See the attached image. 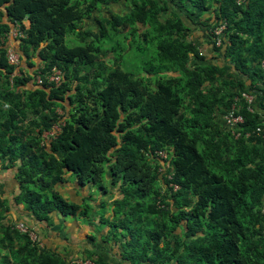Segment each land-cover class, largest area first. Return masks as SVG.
Segmentation results:
<instances>
[{"label": "trees", "instance_id": "16d2710c", "mask_svg": "<svg viewBox=\"0 0 264 264\" xmlns=\"http://www.w3.org/2000/svg\"><path fill=\"white\" fill-rule=\"evenodd\" d=\"M110 1L0 0V160L17 163L12 202L39 220L52 212L75 220L98 187L110 207L100 249L111 238L119 250L105 256L88 234L83 258L94 264H264V0H191L190 8L182 0H130L126 13L105 16L101 4ZM181 13L203 28L218 63L189 38ZM90 16L95 28L82 23ZM16 24L24 35L14 65L6 62L5 33ZM125 28V42L102 48ZM68 34L82 44L67 46ZM135 37L138 50L156 46L138 67L145 75L120 69V51ZM106 51H114L109 64L99 56ZM36 60L46 74L59 68L61 81L36 83L28 68ZM244 91L254 93L251 103ZM235 96L244 118L237 137L222 118ZM58 120L55 136H41ZM256 126L259 133L243 135ZM65 175L92 184L80 205L58 193ZM8 208L0 200V264H77L16 229L20 218L3 222Z\"/></svg>", "mask_w": 264, "mask_h": 264}, {"label": "rangeland", "instance_id": "374dc122", "mask_svg": "<svg viewBox=\"0 0 264 264\" xmlns=\"http://www.w3.org/2000/svg\"><path fill=\"white\" fill-rule=\"evenodd\" d=\"M187 1L189 3H187ZM182 2H184V4L190 8V2H191V0H182ZM113 4L114 3H112L111 5H113ZM116 5L118 6V2H116ZM130 6H131V4L128 5V7H130ZM170 7L171 6H169V8ZM187 12H188L187 9H185L184 10V13L187 14ZM169 13L170 12H168V14ZM102 14L106 16V14H107L106 10L103 11ZM190 15L195 19V21L197 20V18H196L195 15H193V14H190ZM203 16L204 17H207V13L200 14V17L201 18H204ZM84 21H86V20L84 19ZM83 24L85 26H90V27H94V28L96 27L93 20H91L90 23H86L85 22ZM188 25L190 27V31H188L189 36L191 35L195 39L198 38L200 40L199 35L202 34V33L200 34V29H201L200 26L197 25V24H195V23H190V22H188ZM143 29H144V27L141 26V25H139V29H138L139 31L138 32L142 31ZM127 33H128V28L122 29V33L120 35L113 33L109 37H105L102 40V42H100V44H102V48L103 49L104 48H108V47L114 45V43L116 42V40H119V41L120 40L121 41L123 40L124 41L123 34L126 35ZM130 38L131 37H129V39ZM8 44L14 46L15 45V42L12 41V42H9ZM65 44L67 46H73L74 44H82V43L79 42L77 40V38L74 37L73 35L68 34L66 36V38H65ZM137 47L142 48V46L139 44V39L137 37H135L134 40L132 38L131 41H130V43L127 41V43H125L123 45V50L120 51V53H121L120 69L121 70H125V71L130 72V73L140 72V73H142L141 75H145L141 71V69L140 70L138 69V67L141 65V63L143 61H146V59L148 57H151L152 58L155 55V50H156L155 47L156 46L154 44H152V43L151 44H147L145 46L146 47L145 50H138ZM199 51H200V49H199ZM200 52L202 53V50ZM113 54H114V51H106V52H104V54H99V56L101 57V59L103 61H105L107 64H109V63H111V60H112L111 59V56H113ZM202 54L205 55L204 53H202ZM206 58H208V57H206ZM209 60H211L210 56H209ZM219 61L220 60L214 59L213 62H217L218 63ZM261 64L262 65L264 64V58L261 59ZM152 76H155V74H152ZM57 112H58V110H57ZM61 112H62V110H60L58 113H61ZM72 179L74 181V177L72 176V178H71V176H70V180H72ZM91 185H92L91 183H87L86 184V186H87V192H88V189H89V187ZM161 187H162V189H164V185L161 186ZM74 189L77 190L78 188L75 187ZM98 189H99L98 187L97 188L96 187L94 188L93 185H92L91 192H89V194H90L89 195V198H83L84 199L83 202L88 203L87 211H86V216L76 215L75 216L76 217L75 220L78 222V226L77 227L80 228V229H83L87 233V235L89 233V234H94L96 236V238H95L94 241L96 242L97 245H99V249H100L101 240H100L99 234L100 233H103V231L105 230V228L108 226L107 225V223H108L107 220H109L108 219V214H109V210L108 209L110 207H109V205H107L108 203H106L107 202V194H105L103 192L104 196L102 197V194H101L102 191L100 192ZM110 189H112V188H110ZM85 190H86V187L84 186L82 188V191H81V189H79L78 191L79 192H82V193H85L86 192ZM113 190H116V189H113ZM58 192H59L60 195H61V193H66L67 194V198H68V195H69V192L70 191L69 190H66L65 186H63V187L59 188V191ZM98 192H100V194H98ZM116 192L117 191H115L114 193H116ZM19 199H20V201L22 203L21 205L24 207L25 206V200L23 198H19ZM68 199L71 200L74 203H77V202L73 201L71 198H68ZM99 200H104V202L101 201V203H98ZM7 202L8 201H6L5 204H7ZM81 203H82V200L79 201V205ZM19 205H20V203H19ZM52 213L54 215L55 212H52ZM52 213H49L48 215H50ZM101 215H104L102 220L99 219V216H101ZM59 217L63 218V220H65V221H68L69 224L70 223L74 224V222L72 221V219H74V217H72V215H70V214H67V216H62L61 214H59ZM3 219H4L3 222L6 223L10 219L12 220L13 218H11V217L6 218V215H5V217ZM46 219H47V222L50 225L53 224L55 226L56 223H55V219L54 218L51 217V219H50L49 216H48V218H46ZM63 220H61V221H63ZM62 225H63V229H64V226L66 225V222L63 221L62 222ZM77 227L71 228L70 230H73L74 229L75 231H78L76 229ZM107 232H108V230H107ZM75 235L78 236L77 233H75ZM87 235L85 237L83 236V239L84 240H87L88 239L87 238ZM110 236H112L111 235V231H110ZM44 241L47 242L45 239H44ZM78 241H80L79 238H78ZM108 241H109L108 243H105L103 241V243L106 244L107 249H110V247H112V249H114L113 250V253L118 252L119 249L117 248V245L114 244V241L111 238H109ZM67 247L69 248V246H65V248H67ZM63 248H64L63 244H59L57 246V249H58L59 252H62V249ZM83 248H84V246L82 245V243L80 241L79 250L74 251L73 253L71 251H68V252L64 253L63 256H64L65 259H68V260H71V258H73L74 261H75V263L79 264V263H81V260H82L81 258H83V254L87 255L86 253H88V250H83ZM108 253L110 254V251H108ZM83 260L88 261L89 258L85 257V259H83ZM87 263L88 262H85L83 264H87Z\"/></svg>", "mask_w": 264, "mask_h": 264}, {"label": "crops", "instance_id": "0c3cea01", "mask_svg": "<svg viewBox=\"0 0 264 264\" xmlns=\"http://www.w3.org/2000/svg\"><path fill=\"white\" fill-rule=\"evenodd\" d=\"M116 2H118V6L116 5ZM130 2H131L130 0H111L108 3H102L101 4V11L103 12L106 10V12H107L106 15H111L114 13L122 14L123 12L126 13L130 9V8H128V5H130ZM112 3H114V4L111 5ZM169 6H171L169 8V11L173 10L172 5L170 4ZM183 16L184 15L181 13V17L184 19L183 21L187 25H188V22L192 23V21L190 19L183 17ZM93 19H94V16H90L88 18H85V20H86L85 22L90 23L91 20H93ZM23 22L26 25H28V23H29V21L27 19H25ZM85 22L83 20L82 23H85ZM200 34H201V35H199L200 40L198 38L195 39L191 35L189 36V38L195 39L198 42H200V45H201L199 47L200 51L202 50V53L205 54L204 56H206L208 58L210 56L211 60L214 61V59H216V57H214V54H212V52L209 53L210 47L206 42L207 37H206L205 31H203V28L200 29ZM28 60H32V62H33V60H35V59H34V57L30 56L28 58ZM34 63H36V64L33 66H29L28 68H35L38 65L37 60ZM4 161H6V162H3L0 160V200L1 201L3 200V202L8 201L7 203H8L9 208L6 211V218L11 217V218H20L21 220L24 219L23 221H25L28 224V226H30L38 234L39 238L42 240L45 247L47 246L48 248H52V249L56 250L62 256L64 255V253H66L68 251H71L73 253L74 251L79 250L80 241L84 247H91L90 241L83 239V236L85 237L87 235V233L83 229H80L77 227L78 222L76 220L72 219L74 224H72V223L69 224L68 221H65V220H63V218L59 217V214L54 213V215H53V213H52L49 215V218L50 219H51V217L54 218L56 224H55V226L53 224L50 225L47 221L39 220L38 218L32 216L31 213H28V212L22 210V207L20 205L14 204L12 202V200H13L12 197L19 190V181H18V178L16 175L17 174V171H16L17 170V163L16 162H10L7 159H5ZM2 166H5V167L3 168ZM63 186H65L66 190L70 191L68 198H71L73 201H75L77 203L80 201V197H82L84 194L86 195V192H87V186L85 185V187H86L85 191L86 192L85 193L79 192V194L76 195L75 192H77L79 189H81V191H82V188L84 186L81 187L80 185H77L73 180H70V176L67 177V179L64 183L58 184L56 186V189L59 191V188H61ZM75 187H77L78 189L77 190L74 189ZM100 192H98V194H100ZM61 195L63 197H67L66 193H61ZM27 219H29V220H27ZM61 220L66 222L64 229H63V225H62L63 221H61ZM74 227H77L76 229L78 231H75L74 229L70 230L71 228H74ZM104 231H107V228H105ZM75 233H77L78 236H76ZM78 238L80 241H78ZM44 239L47 242H45ZM59 244H63V246H64V248L62 249V252H59L57 249V246ZM65 246H69V248L68 247L65 248ZM98 250H99V252L105 251L104 252L105 256L107 254H109L107 251V246L103 249H98ZM109 250H110V253H112L114 249H109ZM84 255L85 254H83V257H84ZM116 262H117V260L115 261V264H116Z\"/></svg>", "mask_w": 264, "mask_h": 264}, {"label": "built area", "instance_id": "2783aa9c", "mask_svg": "<svg viewBox=\"0 0 264 264\" xmlns=\"http://www.w3.org/2000/svg\"><path fill=\"white\" fill-rule=\"evenodd\" d=\"M238 1H242V0H238ZM223 27H224V24L221 23L214 30V34L217 35L216 40H215L216 41V45H219V43H220L219 34L221 33V30H222ZM10 34L12 36H16V35H21L22 33H21V31H19L18 28H14V29H12L9 32L8 37L11 36ZM5 57H6L7 63H9V64H16L18 62V54L14 50L12 45H8L6 47ZM44 79H46V82H54L55 84H57L60 81V79H61L60 71H58L56 68L52 67L48 74H42V73L36 74V81L37 82H43ZM242 95L244 96V98H245V100L247 102H250V103L252 102L254 94L250 93L249 91H247V92L244 91L242 93ZM237 100H239V97L235 96L233 101H232L231 106L229 108H227V110L222 115L223 120H224L223 122H224V124L226 126L231 128V133H232L233 137H237L240 134L239 131H237L235 129L241 122L244 121L243 116L240 113L236 112V110L238 109V106H239V105H237ZM249 109H252V108L249 107ZM252 132L259 133L260 132V128L259 127H255L252 130L245 131L243 135L247 136L249 133H252ZM158 152H159V154L161 156H165L164 151H158ZM176 187H177V184H174V188H176ZM261 200L262 201L259 204V210L264 213V197H262ZM15 227L18 230H20V231H28V233H29V235L31 236L32 239L36 238V235L32 231H29L27 229V227L24 225V223L17 222V224H15ZM262 230H263V233H264V222L262 224ZM85 262L94 264L91 259H89L88 261H85V260L82 259L81 263H79V264H83Z\"/></svg>", "mask_w": 264, "mask_h": 264}, {"label": "clouds", "instance_id": "9594fccd", "mask_svg": "<svg viewBox=\"0 0 264 264\" xmlns=\"http://www.w3.org/2000/svg\"><path fill=\"white\" fill-rule=\"evenodd\" d=\"M224 24V26H225V23H223ZM14 28H18L19 29V25H14V26H12L6 33H5V38H6V41H7V45H6V47L9 45L8 43L9 42H12V41H15V43H16V39H18V37H20V36H23L24 34H23V32H21L22 34L21 35H16V36H12L11 34V36H9L8 37V35H9V32L12 30V29H14ZM20 31V30H19ZM6 47H5V50H6ZM13 48H14V46H13ZM15 50V49H14ZM16 51V50H15ZM17 52V51H16ZM18 54V53H17ZM7 62V61H6ZM18 62H19V56H18ZM18 62L16 63V64H18ZM9 64V63H8ZM15 65V64H14ZM52 67H54V68H56L58 71H60V74H61V79H62V77H63V72L59 69V68H57L56 66H52ZM51 67V68H52ZM50 68V69H51ZM36 69V68H35ZM36 72L34 73V77H33V79H34V81L36 82V83H42V82H37L36 81V74H38V73H42V74H46V73H44V72H42V71H40V69H36L35 70ZM50 71V70H49ZM61 79H60V81H61ZM43 81H45V80H43ZM59 81V82H60ZM58 82V83H59ZM57 83V84H58ZM251 93V92H250ZM252 94H254V93H252ZM58 110V112L60 111V109H57ZM62 113V112H61ZM61 113H59V114H61ZM62 125V122L61 121H55L54 123H52V125H51V127H50V129H48V130H43L42 131V133H41V136H43V137H45V138H47V137H53V136H55V134L59 131V129H60V126ZM256 127H258V126H256ZM260 128V127H259ZM260 131H261V129H260ZM158 151H164V150H158ZM164 153H165V156H161L160 154H159V152H157V154L160 156V157H162V158H166L167 157V153H166V151H164ZM167 166L166 165H162L161 167H159L158 169L161 171V172H163L164 171V169L166 168ZM66 176V178L68 177L67 175H65ZM70 176V175H69ZM168 176V178H170L171 177V175H167ZM174 184H177V183H175V182H173V181H169V186H171V188L173 189V190H176L178 187H179V185L177 184V187L176 188H174ZM17 222H22V223H24V225L27 227V229L29 230V231H32L35 235H36V238L35 239H32L31 238V236L29 235V233H28V231H20V232H23V233H26V234H28V236H29V238L32 240V241H35L36 243H37V245H39V247H45V245H44V243L42 242V240L39 238V236H38V234L30 227V226H28V224L26 223V222H24L23 220H21V221H17ZM17 222H15L14 223V227H15V224L17 223ZM16 228V227H15ZM17 229V228H16ZM81 259H85V258H81ZM80 259V260H81ZM67 261L68 262H72L71 260H68L67 259Z\"/></svg>", "mask_w": 264, "mask_h": 264}]
</instances>
